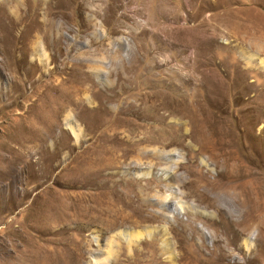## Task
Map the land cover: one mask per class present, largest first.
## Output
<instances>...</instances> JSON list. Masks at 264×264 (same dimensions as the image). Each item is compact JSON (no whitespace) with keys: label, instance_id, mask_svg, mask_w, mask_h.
Returning a JSON list of instances; mask_svg holds the SVG:
<instances>
[{"label":"rangeland","instance_id":"obj_1","mask_svg":"<svg viewBox=\"0 0 264 264\" xmlns=\"http://www.w3.org/2000/svg\"><path fill=\"white\" fill-rule=\"evenodd\" d=\"M262 60L264 0H0V264H264Z\"/></svg>","mask_w":264,"mask_h":264},{"label":"bare ground","instance_id":"obj_2","mask_svg":"<svg viewBox=\"0 0 264 264\" xmlns=\"http://www.w3.org/2000/svg\"><path fill=\"white\" fill-rule=\"evenodd\" d=\"M260 64H263L264 65V60H262L261 61V63ZM156 102V101H155ZM157 103V102H156ZM131 104V103H130ZM136 104V103H135ZM139 104V103H138ZM154 105V104H153ZM129 106V105H128ZM146 106H147V104H146ZM162 107V106H161ZM164 107V106H163ZM125 108H127V107H125ZM143 109V108H142ZM135 110V109H134ZM141 110V109H140ZM132 111V110H131ZM146 111V110H145ZM143 130V129H142ZM115 132V131H114ZM113 135V134H112ZM129 138V137H128ZM137 138H138V136H137ZM144 141L145 139H144V137H142V138H140L139 139V141ZM145 148H147V146H145V147H143V149H145ZM218 149L219 148H223V145L221 146V147H217ZM227 152V151H226ZM226 152H223V155H226V156H224V159H223V163L224 164H230L228 161L229 160H232V159H230L231 157L229 156V154L228 153H226ZM144 153V152H143ZM233 158V157H232ZM233 160H237V157H234L233 158ZM231 162H233V161H231ZM229 168H234L235 170H236V174H237V172H239V170L242 168L241 166H238L237 165V163L236 162H234V163H232V164H230L229 166H228V170H229ZM225 171H223V172H221L218 176H220V177H222V178H224L225 179V185L227 184V186L228 185H231V186H233L234 185V183H235V187H237V184H238V182H237V179L239 178L238 177V175H233L232 173H231V171L229 170V172L227 171L226 173H224ZM241 176V175H240ZM137 236V235H136ZM135 236V237H136ZM60 245V244H59ZM40 248V247H39ZM38 248V249H39ZM40 253H41V251H39ZM45 252V251H44ZM49 252V251H48ZM48 252H46V253H48ZM29 256L31 257V255L29 254ZM33 256V255H32ZM39 256V255H38ZM41 256H43V251H42V254H41ZM46 256H48V255H46ZM36 257V256H35ZM34 257V259H35V261H36V258ZM32 258V257H31ZM30 258V260H32ZM39 258V257H38ZM44 258H46V257H44ZM44 258H42L41 260V262L43 263V264H50V261L48 262V261H45V260H43ZM26 259H28V258H26ZM33 259V260H34ZM40 259V258H39ZM51 259H52V257H51ZM32 260V261H33ZM38 260V259H37ZM47 260V259H46ZM28 261V260H27ZM31 261V262H32ZM39 261V260H38ZM40 261H39V263L38 262H35V263H37V264H40L41 263ZM52 262H54V264H59L55 259H52ZM29 264H32V263H30L29 262ZM34 264V263H33Z\"/></svg>","mask_w":264,"mask_h":264}]
</instances>
